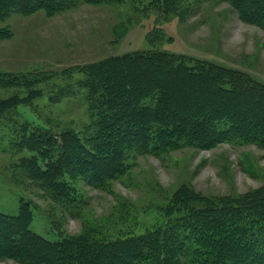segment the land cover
<instances>
[{"label": "trees", "instance_id": "16d2710c", "mask_svg": "<svg viewBox=\"0 0 264 264\" xmlns=\"http://www.w3.org/2000/svg\"><path fill=\"white\" fill-rule=\"evenodd\" d=\"M120 1L0 0V16L55 14L79 3ZM226 1L244 21L264 28V0ZM190 61L149 51L86 66L79 84L88 90L93 113L88 129L56 133L50 127L22 126L20 143L32 152L16 166L22 178L73 209L85 205L75 185L78 178L106 189L132 168L129 159L138 154L161 155L184 146L212 149L236 141L264 147V83L212 62ZM47 78L0 77V90L17 88L0 99V115L40 97L37 86ZM170 203L163 218L143 230L115 238L61 235L50 241L31 229L34 205L22 200L18 214L0 211V259L20 264H264V187L214 200L184 189Z\"/></svg>", "mask_w": 264, "mask_h": 264}, {"label": "rangeland", "instance_id": "374dc122", "mask_svg": "<svg viewBox=\"0 0 264 264\" xmlns=\"http://www.w3.org/2000/svg\"><path fill=\"white\" fill-rule=\"evenodd\" d=\"M159 51L207 61L264 83V28L244 21L226 0H122L79 3L60 13L0 16V77L48 76L40 97L0 115V211L19 213L31 201V229L54 241L82 234L115 238L161 220L187 189L200 198L240 197L264 187V147L227 142L135 155L132 168L106 189L78 178L85 205L69 208L45 195L16 166L32 152L20 143L24 125L83 132L92 121L82 69L111 57ZM191 62V61H190ZM17 88L0 90L7 99ZM86 132V131H85ZM190 195V194H189ZM83 196V197H82ZM82 203V204H83ZM80 217L70 213H79ZM0 264H20L0 259Z\"/></svg>", "mask_w": 264, "mask_h": 264}]
</instances>
